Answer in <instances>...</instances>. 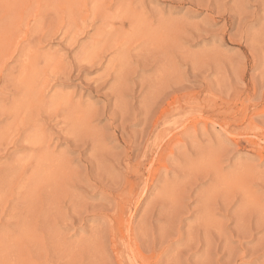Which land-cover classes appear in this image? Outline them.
I'll list each match as a JSON object with an SVG mask.
<instances>
[{"label": "rangeland", "instance_id": "1", "mask_svg": "<svg viewBox=\"0 0 264 264\" xmlns=\"http://www.w3.org/2000/svg\"><path fill=\"white\" fill-rule=\"evenodd\" d=\"M0 264H264V0H0Z\"/></svg>", "mask_w": 264, "mask_h": 264}, {"label": "bare ground", "instance_id": "2", "mask_svg": "<svg viewBox=\"0 0 264 264\" xmlns=\"http://www.w3.org/2000/svg\"><path fill=\"white\" fill-rule=\"evenodd\" d=\"M160 118H161V117H160ZM180 128H181V127H180ZM163 130H164V129H163ZM176 130H177V129H176ZM160 132H161V130H160ZM169 132H170V131H169ZM170 133H171V132H170ZM246 169H247V168H246ZM233 176H234V175H233ZM235 176H236V175H235ZM235 176H234V177H235ZM219 179H220V178H219ZM228 179H229V178H228ZM228 179H227V181H228ZM235 179H236V178H235ZM224 180H225V178H224ZM227 181H226V183H229V182H227ZM224 184H225V183H224ZM226 187H227V186H226ZM241 190H242V189H241ZM241 190H240V191H241ZM245 195H246V194H245ZM131 255H132V254H131ZM132 258H133V257H132ZM129 259H130V258H129Z\"/></svg>", "mask_w": 264, "mask_h": 264}]
</instances>
